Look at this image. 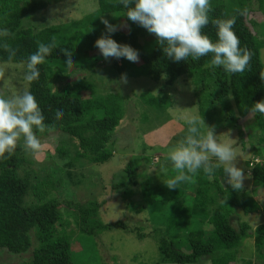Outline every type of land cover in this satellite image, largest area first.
<instances>
[{
  "label": "trees",
  "instance_id": "1",
  "mask_svg": "<svg viewBox=\"0 0 264 264\" xmlns=\"http://www.w3.org/2000/svg\"><path fill=\"white\" fill-rule=\"evenodd\" d=\"M53 1L57 0H0V27L12 34L6 42L16 50V55L9 60L8 53L0 48V64L25 65L28 55L35 52L40 43L53 45L51 54L37 66L40 76L28 84V91L36 98L45 117L44 123L49 126L44 133H36L40 142L56 133L69 138V142L63 141L55 148L63 160L68 159L64 164L66 169L97 167L115 154L113 137L125 118L128 97L97 88L96 73L107 69L115 71L118 77L124 74L129 79L147 78L156 84L162 83L165 94L141 93L137 96L143 107L138 121L146 126L147 132H166L172 126L173 133H169L172 141L182 137L177 130L185 126L181 122L173 123L167 109L178 103L176 98L182 90L191 88L189 93L195 96L197 113L206 126L233 131L243 147L250 145L244 166L252 181L251 192L223 186V166L213 177L200 173L194 177V182H187L184 188L190 186L192 191L182 188L183 183L176 190H170L164 183L177 173L166 162L161 164L163 159L159 166L167 167L165 181L154 187L147 179L146 164L138 172L140 165L132 158L125 168L112 174L104 189L113 198L117 197L131 215H139L148 208H167V214L158 217V222L164 223V228H160L164 231L157 229L153 212H150L147 227L131 224L133 227L130 228L124 220L104 223L99 209L105 202L90 200L80 204L61 200L62 178L50 173L43 177L38 175L37 170H43L41 167L36 171L24 169L25 164H32L28 158L37 151L26 152L20 141L11 156L0 157V251L20 256L31 250V257L21 264H74V256H80L82 264H88L85 254L90 250L96 255L97 238L120 229L134 234L140 241L153 239L159 251L156 264H202L205 261L231 264L236 260L242 264H264V222L252 230L245 222H237L235 227L234 220L238 210L246 216L260 212L264 218V152L261 148L264 115L251 111L253 103L264 99L261 61L264 29L257 30L258 25L264 23V0H258L262 19L255 21L248 19L252 0H210V20L202 32L215 41L212 20L235 18L233 31L240 41L239 46L251 53L245 70L235 74L206 67L211 54L199 60L187 58L173 62L167 59L156 39H148L146 30L123 17L124 10L118 0H97L95 11L69 23L31 28L28 20L23 25L30 15L45 9ZM101 19L116 25L117 30L126 29V32L115 31L111 38L137 50L138 62L120 58V64H117L116 59L108 58L103 59L102 66L94 61L102 58L93 46L94 42L107 34ZM67 53L72 58L70 64L66 62ZM84 72H90V75ZM182 78L186 81L182 90L168 95L171 89L175 91V84ZM63 79L68 82L56 87ZM56 107L64 109L63 116L54 115ZM249 122L257 128L256 134H245L242 129ZM245 137L249 142L244 141ZM158 139L168 142L167 138ZM142 147L145 151L153 145L146 147L144 143ZM157 148L152 152L163 149ZM65 176L70 180L77 177L70 172ZM141 179L145 180L144 185H140ZM75 182L81 183L79 179ZM187 195L192 197L190 206L185 205ZM245 239L253 241L254 255L238 259L246 249Z\"/></svg>",
  "mask_w": 264,
  "mask_h": 264
},
{
  "label": "rangeland",
  "instance_id": "2",
  "mask_svg": "<svg viewBox=\"0 0 264 264\" xmlns=\"http://www.w3.org/2000/svg\"><path fill=\"white\" fill-rule=\"evenodd\" d=\"M251 10L248 19L255 21L258 18L262 19V13L260 12V3L258 0H252ZM97 9V0H57L53 1L45 9L40 12H36L30 15L23 23H28L29 27H50L54 25H60L63 23H69L72 20H79L86 15L92 13ZM39 29V28H38ZM261 31L264 29V23L258 25L257 30ZM119 32H126V29H119ZM261 38V36L259 35ZM148 39H155L153 35L149 34ZM99 65L104 66L103 58H96ZM117 64H120L119 59H116ZM261 61L264 66V49L261 51ZM105 68V67H104ZM25 65L23 64H0V96L10 97L11 95L21 92L23 90H28V83L24 81ZM88 72V71H87ZM86 75H90V72ZM83 75V74H82ZM97 79L94 81L97 88L102 92L113 91L122 97H128L126 101V115L121 123V126L116 130L113 137V150L115 154L106 163L102 165H87L83 169L78 170L77 168L68 170L64 164L68 161L67 158L64 160L55 151L56 147L61 146L63 141L69 142V138L61 133L50 134L47 139L41 143V147L35 155L31 154L28 158L32 162L31 165L25 164L24 169L36 171L38 168H43V170H37L38 175L45 176L46 174H51L53 177L59 176L62 178V190L60 191L61 200H71L76 203H85L90 200H95L99 203L105 202L103 207L99 209L100 217L104 223H112L118 220H124L128 222V226L131 228V224L136 226L142 225L144 227L148 226V218L150 212L153 218L158 222V217L161 214H167V208H148L145 212L139 215H131L126 212L124 204L119 202L117 197L110 196L107 189L104 186L108 184L109 179L112 174L116 171H121L126 167L127 163L132 159L136 158V161L140 165L138 172L142 171L144 165L147 168V179L150 181L151 186H157L165 181V171L164 167L159 166L160 159H163L161 164H165L166 153L169 148L175 144L172 139L169 140V133H173L172 126H169L168 130H161L157 132H147L146 126H143L141 122L138 121V116L143 111L142 105L138 102L137 96L141 93H150L154 96L160 94H165L166 89H161V84H156L147 78H126V82L121 81V77H118L115 71H108L103 69L102 71L96 73ZM67 80V79H66ZM65 79L59 81L56 87L63 85L66 81ZM186 83L185 78L179 79L175 84V91L172 89L168 92V95L173 96L182 90V86ZM180 85V86H179ZM55 87V88H56ZM187 89V88H186ZM189 90H182V94L176 98L177 104L169 107L167 109L168 116L171 117L173 123H180L183 125L182 117L186 115L196 114V98L193 93H189ZM191 95V96H190ZM184 126V125H183ZM245 134L257 133V128L250 123L242 128ZM185 127H181V136L185 134ZM153 132V133H152ZM152 133V134H151ZM227 134L228 138L227 139ZM175 135V134H174ZM215 135L217 139L221 142H227L232 145L234 149V163L235 166L240 168L245 176L242 181L241 191L251 192V179L246 172V167L244 162L248 160L250 154V145L242 146L238 140L237 135L233 131L227 130H215ZM220 135V136H219ZM162 137L165 142L159 140L158 137ZM244 141L249 142L246 137ZM23 143V142H22ZM148 147L153 145V148L143 151L142 144ZM162 147L161 151H154L159 149L157 147ZM264 152V144L261 146ZM117 151V152H116ZM71 154V153H70ZM146 157L147 160H144ZM149 160V161H148ZM223 166V165H221ZM171 167V166H170ZM66 172H70L77 177H73V180L67 179ZM76 179H79L81 183L76 184ZM144 179L139 180L140 185H144ZM182 188L187 184L183 182ZM223 186L228 185L226 183V177L222 179ZM229 186V185H228ZM186 191H192V187H185ZM184 188V189H185ZM192 201L191 196H186L185 205L190 206ZM116 203V204H115ZM114 204V205H113ZM235 215V227L237 222L248 223L252 230L258 225L264 222L263 215L258 212L254 214L244 215L243 212L237 211ZM151 221V220H150ZM152 222V221H151ZM150 222V223H151ZM153 223V222H152ZM151 225V224H150ZM157 229L161 227L164 228V223H155ZM164 231V229H160ZM149 230L147 229L146 232ZM96 255L92 251L88 250L85 254V258L88 259V264H156L159 261V251L158 244L151 239L146 238L142 241L136 239L134 234L125 233L123 230L115 229L111 232H106L97 238ZM243 243L246 245V249L240 253L238 259L242 256L245 259L250 258L254 255L253 241L250 239H245ZM245 248V246L243 247ZM77 251L74 252L76 254ZM91 254V255H90ZM31 250L25 255L15 256L8 254L5 251H0V264H21L31 257ZM90 257V258H89ZM74 264H82L83 261L80 256H74ZM202 264H209L206 261ZM231 264H242L240 260H236Z\"/></svg>",
  "mask_w": 264,
  "mask_h": 264
},
{
  "label": "clouds",
  "instance_id": "3",
  "mask_svg": "<svg viewBox=\"0 0 264 264\" xmlns=\"http://www.w3.org/2000/svg\"><path fill=\"white\" fill-rule=\"evenodd\" d=\"M118 3L124 10L123 17L153 35L163 55L173 62L187 58L199 60L211 54L206 67L235 74L243 72L251 59L250 51L239 46L240 41L233 31L235 18L212 20L215 41L202 32L209 24L210 0H118ZM101 23L107 34H102L93 45L101 57L138 62L137 50L111 38L117 26L105 19H101ZM11 35L6 28L0 27V48L8 53L9 60L16 55V50L6 42ZM52 48L51 44L40 43L37 50L28 55L23 76L25 82L31 84L38 80L40 71L37 66L51 54ZM66 55V62L70 64L72 58L69 53ZM121 81L126 82L124 74ZM251 111L264 115V99L253 103ZM54 115L63 116L64 109L56 107ZM44 119L30 91L23 90L10 97L0 96V157L11 156L20 141L26 152L39 150L41 142L36 133H44L49 127ZM182 120L185 134L166 153V164L177 174L168 178L164 185L176 190L183 182H194L197 174L213 177L223 165L226 183L231 189L240 190L245 176L235 166L232 145L219 141L214 126H206L199 113L186 115ZM227 139L230 140L228 134ZM163 171L166 172L167 167Z\"/></svg>",
  "mask_w": 264,
  "mask_h": 264
}]
</instances>
